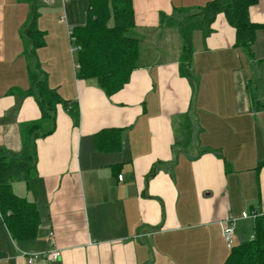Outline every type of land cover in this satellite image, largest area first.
Returning a JSON list of instances; mask_svg holds the SVG:
<instances>
[{"label":"crops","instance_id":"1","mask_svg":"<svg viewBox=\"0 0 264 264\" xmlns=\"http://www.w3.org/2000/svg\"><path fill=\"white\" fill-rule=\"evenodd\" d=\"M210 1L133 0L139 67L109 96L97 79L78 78L72 54L70 31L85 23L89 0H39L46 44L38 59L50 87L77 103L80 121L59 104L56 129L37 139V174L13 190L36 203L39 230L16 240L0 216V264H28V254L54 248L58 259L35 264H224L229 216L238 219L234 246L254 238L255 218L242 214L264 213V29L250 55L218 14L208 34L193 32L189 78L179 30L160 21ZM29 13L26 2L0 0V148L14 153L22 125L42 115L27 94ZM250 17L264 24V0ZM110 128L122 130L120 150H97L96 134Z\"/></svg>","mask_w":264,"mask_h":264},{"label":"trees","instance_id":"2","mask_svg":"<svg viewBox=\"0 0 264 264\" xmlns=\"http://www.w3.org/2000/svg\"><path fill=\"white\" fill-rule=\"evenodd\" d=\"M30 6L27 22L22 28L24 53L28 58L30 88L28 95L35 97L41 118L26 122L21 127L22 149L14 153L0 148V216L16 240L36 237L41 223L39 209L35 202L16 194L13 182L23 179L29 186L37 174L38 150L36 141L56 129L57 107L62 104L73 117L80 121L76 102L62 98L51 88L48 73L43 69L37 50L46 44L45 31L38 27L39 0H20ZM258 0H211L205 6L190 12L178 20L161 13L160 21L169 27H176L183 39L180 56L181 73L192 78L194 30L200 28L208 34L216 16L223 13L236 30V47L252 55V45L257 31L264 24L254 23L250 17L251 7ZM114 24L109 25L110 19ZM135 15L133 0H89L83 25L71 30L72 42L79 46L77 76L81 79L95 78L109 96L121 90L130 80L132 72L139 67L140 39L134 33ZM121 129H103L96 134V148L99 151L116 152L121 148ZM264 168V160L258 169ZM224 264H264V213L255 218V235L250 241L233 246Z\"/></svg>","mask_w":264,"mask_h":264},{"label":"built area","instance_id":"3","mask_svg":"<svg viewBox=\"0 0 264 264\" xmlns=\"http://www.w3.org/2000/svg\"><path fill=\"white\" fill-rule=\"evenodd\" d=\"M51 2H53L54 0H50ZM71 34V31H70ZM77 50L79 49V46H77L76 44L74 45L73 50ZM119 178H122V175L119 176ZM258 216L257 213H250L248 211L243 212L242 217L243 218H256ZM237 218L233 217V216H229L223 223V236L226 240V243L228 245L229 248H232L234 246V241H235V226H236V222H237ZM51 243L54 244L55 240L53 238V234L51 233ZM61 256V252L54 248L52 249L48 254L45 253H31L28 254V264H35L36 260L38 258H44L47 257L51 260H56Z\"/></svg>","mask_w":264,"mask_h":264},{"label":"rangeland","instance_id":"4","mask_svg":"<svg viewBox=\"0 0 264 264\" xmlns=\"http://www.w3.org/2000/svg\"><path fill=\"white\" fill-rule=\"evenodd\" d=\"M70 41H71V47H72V54H73V56L76 58V57H77V50H76V49L73 50L75 44L72 42L71 39H70ZM17 190H18V189H17Z\"/></svg>","mask_w":264,"mask_h":264}]
</instances>
